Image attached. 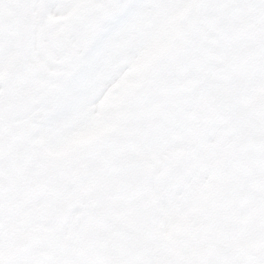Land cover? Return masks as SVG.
Masks as SVG:
<instances>
[{
	"label": "snow or ice",
	"instance_id": "6c2138e0",
	"mask_svg": "<svg viewBox=\"0 0 264 264\" xmlns=\"http://www.w3.org/2000/svg\"><path fill=\"white\" fill-rule=\"evenodd\" d=\"M0 264H264V0H0Z\"/></svg>",
	"mask_w": 264,
	"mask_h": 264
}]
</instances>
